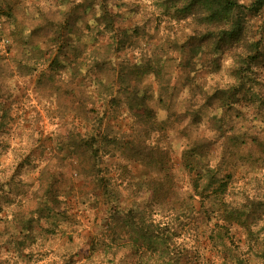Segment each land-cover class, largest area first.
I'll list each match as a JSON object with an SVG mask.
<instances>
[{
    "label": "clouds",
    "instance_id": "1",
    "mask_svg": "<svg viewBox=\"0 0 264 264\" xmlns=\"http://www.w3.org/2000/svg\"><path fill=\"white\" fill-rule=\"evenodd\" d=\"M228 2L232 11L216 20L201 0L184 16H176L183 0H95L86 15L76 7L85 0L0 5L14 16L0 14V264H264V210L252 212L264 203V8ZM105 10L117 31L97 22ZM66 24L80 38L53 71L34 48L54 53ZM204 36L193 58L188 41ZM133 100L143 108H130ZM92 137L117 195L99 207L86 187L90 163L59 151ZM229 176L227 193L213 196ZM51 177L56 205L45 196ZM130 214L134 229L122 233L117 223ZM224 229L234 244L209 239Z\"/></svg>",
    "mask_w": 264,
    "mask_h": 264
},
{
    "label": "rangeland",
    "instance_id": "2",
    "mask_svg": "<svg viewBox=\"0 0 264 264\" xmlns=\"http://www.w3.org/2000/svg\"><path fill=\"white\" fill-rule=\"evenodd\" d=\"M62 3H67L69 2V0H61ZM177 2L179 3L180 0H177ZM86 6L83 5H77V8H83L84 14L86 15L88 12L93 11V4L95 3V0H91V2H89V0H85ZM184 3V7L182 9H177L176 12V16H184L186 13H189L192 11V7H191V3L192 0H183ZM5 4V0H0V5H4ZM201 4H202V8L209 13L210 15L207 16V19L209 20H216L221 12H223V14L227 15L232 11V8H229L227 10L226 7L223 6V2H221L220 0H201ZM260 8H264V5L260 6L257 10L254 11H259ZM75 10V9H74ZM0 14H5L7 15L8 19L10 21L14 20V16L11 10V7H8V11L6 13H0ZM176 16H173L172 18L175 19ZM115 20L116 18L113 17L107 10H105L104 16L101 18H98V23L103 22L105 24V27L107 29H110L112 31H117L115 28ZM70 24V21H69ZM49 27H54L53 25L49 24ZM233 30L235 31L236 29L239 28V25H233ZM91 30V29H89ZM65 31H67V33L69 34L67 37L65 36ZM261 33H264V25L261 26L260 28ZM97 35H101L100 33H98ZM224 35V34H222ZM125 36H127V33H125ZM73 37H75L76 39H79V35L74 33L73 29L66 25H61L59 26L55 36L52 38L51 43L56 45V50L54 53H52L51 50H49L47 53L45 52H40V50L38 48H34V51L39 53L40 56L42 57H47L48 59V63H49V67L54 71L56 69V67L59 65V57L60 55L64 52L65 46H71V40L73 39ZM208 39V36H204L201 38L199 45H197L196 43V38L192 37L190 38V40L188 41L189 44L193 45L191 47L190 50V54L193 58L197 57L200 52H201V46L203 45L204 41ZM264 42V41H262ZM93 43H98V40L96 38H93ZM122 41L119 40L118 36H113V44L111 45V47L116 48L117 50L120 49L121 45H122ZM175 47H177L181 52H183L184 50V46H180V45H176ZM219 45H216L215 48H218ZM253 49H258L259 48V44H253L251 46ZM260 55L259 52H257L256 55L253 56H249V60H256L257 57ZM65 67H67V65H65ZM183 67V65H182ZM49 80L53 79L52 76L48 77ZM118 79H120L121 81H123L124 77L123 76H118ZM37 83H39V79L37 80ZM230 99V97H228ZM130 106H132V109L135 111H139L143 108L142 104H139L137 102H135L134 100L130 102ZM80 118L84 119L86 122L88 121L89 117L88 114H81ZM7 119V112H5L4 117H0V120H6ZM99 123L101 125H103V119H101L99 121ZM3 125L0 124V127H2ZM105 137V141H107V136ZM91 146L92 145H97L96 141H91ZM235 142V141H233ZM253 143L255 144L256 141L253 140ZM88 146L87 148L84 146H77L75 142H71L68 145H60L59 146V151L61 153H64L66 155V157H80L83 156L84 158L87 159V161L90 163L91 165V171L90 174L92 175V180L91 182L86 186L87 188L91 189L94 194L97 196V203H96V207H99L100 201H104L105 203L111 201V200H115L117 199V195L115 192L109 191L108 190V183L109 181H107L104 176L101 174L104 170L101 168H97L95 163H99L100 162V151L95 155L94 152H92V147ZM119 148V145L117 146ZM260 148L264 149V144L259 146ZM125 151L127 150V146H125ZM97 156V157H96ZM96 157V158H95ZM245 158V157H242ZM187 156L185 157V160L187 161ZM246 159L251 160V156L249 155L248 157H246ZM252 163H256V161H252ZM188 168L190 171H195L194 168L191 167L190 164H188ZM99 169V170H98ZM102 178V183L99 184L98 183V179ZM200 179L201 177L199 176V174H197L196 179L194 180V187L196 188L197 192L199 193L200 190ZM231 176L227 177L226 180L222 183H220V186L218 188L213 189L212 191V195L216 196V197H220L223 196L224 194L227 193L228 191V185L231 182ZM55 177H51L49 180V188L48 190L45 192V196L49 197L50 203L53 205H56L58 202L55 200V197L52 196L51 193V185L54 182ZM214 181V176H212L210 174L209 176V183L207 185H205V192L208 191L209 188L212 187ZM73 192H76L77 189L74 187L72 189ZM81 194H84L85 192V186H81L79 189ZM208 198V197H205ZM45 210L51 214L53 212V208L52 207H48L47 204L45 205ZM258 210H264V203L262 204H254L252 206V212L253 214L256 213V211ZM229 215H233V214H229ZM236 216V221L241 223V226H245L246 225V218H247V214L246 213H239V214H235ZM220 226L217 225V228H219ZM117 228L123 233V232H129L131 233L132 230L134 229V217L131 216V214L124 218L122 220V222H118L117 223ZM146 239V238H145ZM210 240H219L221 241V243H223V241H225L226 239H229L230 242H232L233 244L235 243L234 241H231V238L227 236V230H221L218 233H215L214 235L209 237ZM132 241L134 244L136 245H140L142 243V238L136 235L132 236ZM115 242V241H114ZM228 250L226 249V252ZM258 259L264 260V253H260L257 256ZM238 264H242V262L238 261Z\"/></svg>",
    "mask_w": 264,
    "mask_h": 264
},
{
    "label": "trees",
    "instance_id": "3",
    "mask_svg": "<svg viewBox=\"0 0 264 264\" xmlns=\"http://www.w3.org/2000/svg\"><path fill=\"white\" fill-rule=\"evenodd\" d=\"M206 1H208V0H206ZM221 2H223L224 4H223V6L224 7H226L227 8V10L229 9V8H232V4H230L229 2H228V0H220ZM262 5H264V0H259V2H258V4L256 5V7L254 8V10H257L260 6H262ZM130 108H132V106H130ZM101 139L102 140H104L105 139V137H101ZM91 141H96L97 142V140H96V138L95 137H92L91 138ZM105 141V140H104ZM91 144V142L90 141H87V142H81L80 144H77L76 143V145L78 146H84V147H88V146H91L90 145ZM92 148V152H94L95 153V155L100 151V149H99V147H97V145H92L91 146ZM97 157V156H96ZM95 157V158H96ZM96 165H97V163H95ZM97 167V166H96ZM98 168V167H97ZM99 170V169H98ZM98 183L99 184H101L102 183V178L100 177L98 180Z\"/></svg>",
    "mask_w": 264,
    "mask_h": 264
}]
</instances>
